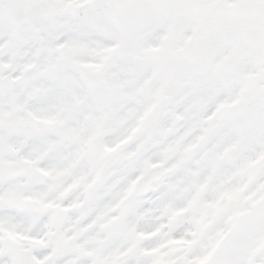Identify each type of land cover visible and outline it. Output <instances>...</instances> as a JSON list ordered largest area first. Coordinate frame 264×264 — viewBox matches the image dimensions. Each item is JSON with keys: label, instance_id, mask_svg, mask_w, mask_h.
Instances as JSON below:
<instances>
[{"label": "snow or ice", "instance_id": "snow-or-ice-1", "mask_svg": "<svg viewBox=\"0 0 264 264\" xmlns=\"http://www.w3.org/2000/svg\"><path fill=\"white\" fill-rule=\"evenodd\" d=\"M0 264H264V0H0Z\"/></svg>", "mask_w": 264, "mask_h": 264}]
</instances>
